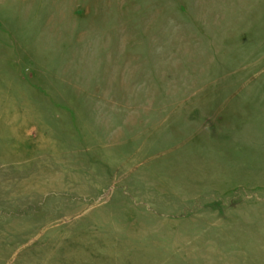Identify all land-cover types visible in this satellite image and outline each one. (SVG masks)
<instances>
[{"label":"rangeland","instance_id":"obj_1","mask_svg":"<svg viewBox=\"0 0 264 264\" xmlns=\"http://www.w3.org/2000/svg\"><path fill=\"white\" fill-rule=\"evenodd\" d=\"M0 264H264V0H0Z\"/></svg>","mask_w":264,"mask_h":264}]
</instances>
